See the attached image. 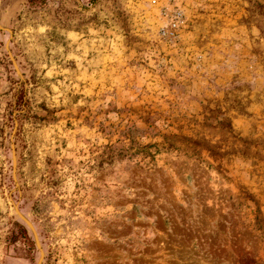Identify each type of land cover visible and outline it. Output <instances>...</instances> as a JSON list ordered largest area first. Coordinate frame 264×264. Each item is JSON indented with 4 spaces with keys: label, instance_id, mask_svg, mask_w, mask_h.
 <instances>
[{
    "label": "rangeland",
    "instance_id": "374dc122",
    "mask_svg": "<svg viewBox=\"0 0 264 264\" xmlns=\"http://www.w3.org/2000/svg\"><path fill=\"white\" fill-rule=\"evenodd\" d=\"M0 264H264V0H0Z\"/></svg>",
    "mask_w": 264,
    "mask_h": 264
},
{
    "label": "trees",
    "instance_id": "16d2710c",
    "mask_svg": "<svg viewBox=\"0 0 264 264\" xmlns=\"http://www.w3.org/2000/svg\"><path fill=\"white\" fill-rule=\"evenodd\" d=\"M221 122H223V120H221ZM163 146L166 149L185 151V153H189L191 155H200V148H202L210 152V155L217 160L224 157L223 153L211 149V146L202 145L201 141H193L189 137L182 134L165 135Z\"/></svg>",
    "mask_w": 264,
    "mask_h": 264
}]
</instances>
